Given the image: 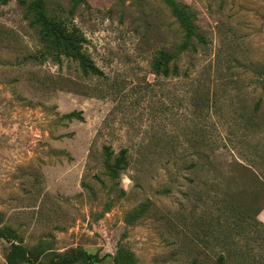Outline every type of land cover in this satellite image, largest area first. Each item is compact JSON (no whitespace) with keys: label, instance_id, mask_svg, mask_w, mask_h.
I'll return each instance as SVG.
<instances>
[{"label":"rangeland","instance_id":"rangeland-1","mask_svg":"<svg viewBox=\"0 0 264 264\" xmlns=\"http://www.w3.org/2000/svg\"><path fill=\"white\" fill-rule=\"evenodd\" d=\"M33 1L0 2V264H264V0H44L101 76Z\"/></svg>","mask_w":264,"mask_h":264},{"label":"trees","instance_id":"trees-1","mask_svg":"<svg viewBox=\"0 0 264 264\" xmlns=\"http://www.w3.org/2000/svg\"><path fill=\"white\" fill-rule=\"evenodd\" d=\"M11 0H0L3 5H6ZM32 9V10H31ZM30 10L34 14L35 25L41 27L42 38L44 43L51 49V53H55L58 57L66 56L72 58L73 61L79 64L82 73L85 76L103 75V72L87 57L81 50L82 39L75 32H69L65 27L60 25L54 19L49 18L44 9V0H34ZM177 15L181 24L191 29L190 22L187 16L177 9ZM175 59V56L170 52L162 51L155 59L153 70L156 75H170V64ZM176 73V68L174 69ZM0 238L9 239L5 231L0 230ZM24 254L23 258L30 264H37L26 257V251L18 247ZM94 257L81 253L74 257L57 256L49 264H94ZM10 264H17L14 258L9 259Z\"/></svg>","mask_w":264,"mask_h":264},{"label":"crops","instance_id":"crops-1","mask_svg":"<svg viewBox=\"0 0 264 264\" xmlns=\"http://www.w3.org/2000/svg\"><path fill=\"white\" fill-rule=\"evenodd\" d=\"M263 219H264V216H263V217L261 216V219H260V220H261L262 222H264Z\"/></svg>","mask_w":264,"mask_h":264}]
</instances>
